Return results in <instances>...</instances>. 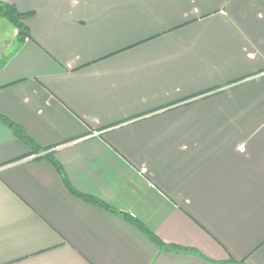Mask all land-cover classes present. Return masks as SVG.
<instances>
[{
	"label": "crops",
	"instance_id": "0c3cea01",
	"mask_svg": "<svg viewBox=\"0 0 264 264\" xmlns=\"http://www.w3.org/2000/svg\"><path fill=\"white\" fill-rule=\"evenodd\" d=\"M0 2V264H264V0Z\"/></svg>",
	"mask_w": 264,
	"mask_h": 264
},
{
	"label": "trees",
	"instance_id": "16d2710c",
	"mask_svg": "<svg viewBox=\"0 0 264 264\" xmlns=\"http://www.w3.org/2000/svg\"><path fill=\"white\" fill-rule=\"evenodd\" d=\"M0 17L8 20L18 30V41L19 42H22L26 38L29 37L28 30L24 24V18L26 17V15L19 13L14 6L0 2ZM0 122H2L4 125H6L18 139H20L22 142H24L26 145H28L32 149L33 153H39L40 149L37 148L32 143V141L28 138V136L24 133V131L19 126H17L16 124L12 123L11 121H9L8 119H6L2 116H0ZM48 159L52 162V164L54 165V167L56 168V170L60 174L64 184L66 185V187L70 190V192L73 195H75L76 197L81 198L87 202H91L93 204L99 205L103 208L110 210V208L107 205H105L104 203H102L101 201H99L95 198H91V197L81 195L78 192L72 190L70 188L68 182H67V179H66L61 167L52 158L48 157ZM126 217H128V219L132 223H134L142 232H144L148 237H150V239L158 247L166 249V247L154 235H152L141 223H139L135 219L131 218L130 216H126Z\"/></svg>",
	"mask_w": 264,
	"mask_h": 264
}]
</instances>
